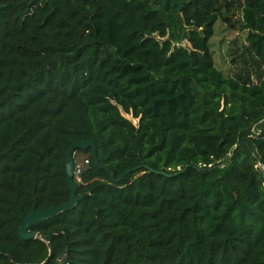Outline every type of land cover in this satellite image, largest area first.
Listing matches in <instances>:
<instances>
[{
  "label": "trees",
  "instance_id": "1",
  "mask_svg": "<svg viewBox=\"0 0 264 264\" xmlns=\"http://www.w3.org/2000/svg\"><path fill=\"white\" fill-rule=\"evenodd\" d=\"M240 9L256 69L227 77L209 42ZM85 141L128 174L77 150L75 207L23 240ZM260 166L264 0H0V264H264Z\"/></svg>",
  "mask_w": 264,
  "mask_h": 264
},
{
  "label": "rangeland",
  "instance_id": "2",
  "mask_svg": "<svg viewBox=\"0 0 264 264\" xmlns=\"http://www.w3.org/2000/svg\"><path fill=\"white\" fill-rule=\"evenodd\" d=\"M241 20V9L231 14L224 11L223 19L217 22L214 36L209 42L216 68L227 77L241 70L249 72L252 68L256 69L250 56L244 54L248 32L241 30ZM253 78L254 82H258L257 77Z\"/></svg>",
  "mask_w": 264,
  "mask_h": 264
},
{
  "label": "water",
  "instance_id": "3",
  "mask_svg": "<svg viewBox=\"0 0 264 264\" xmlns=\"http://www.w3.org/2000/svg\"><path fill=\"white\" fill-rule=\"evenodd\" d=\"M91 149L92 150V155L95 161V164L100 168L103 169L109 176L110 178L115 181L118 182L119 180H121L124 176H126L127 174H124L121 176V178L116 181L114 179L113 174L111 173V171L107 168H103L100 166L99 164V160H98V152H97V147L93 142L90 141H85V142H79L77 144H75L74 146H72V148L68 151L67 153V160H66V169H67V174H68V181H69V189L71 191V200L69 203L67 204H63L60 206H55V207H51V208H46V209H42V210H38V211H32L30 214H28L22 222V227L20 228V232L19 235L20 237L25 240V241H29L32 239H36V240H42V238L36 234L31 233V228L36 225L37 223L53 217L59 213H62L66 210H70L72 208L75 207L77 201L79 200L78 196H77V184L75 183V178H74V173H75V162H74V154L76 153L77 150H88ZM134 170L129 171L132 172ZM262 177L264 179V171L262 173Z\"/></svg>",
  "mask_w": 264,
  "mask_h": 264
},
{
  "label": "built area",
  "instance_id": "4",
  "mask_svg": "<svg viewBox=\"0 0 264 264\" xmlns=\"http://www.w3.org/2000/svg\"><path fill=\"white\" fill-rule=\"evenodd\" d=\"M75 156V154H74ZM89 159H85L84 162H79L75 159L74 157V162H75V173H74V178L77 179L78 182H81V175L83 172L84 166L89 164ZM261 170L264 171V166H260Z\"/></svg>",
  "mask_w": 264,
  "mask_h": 264
}]
</instances>
